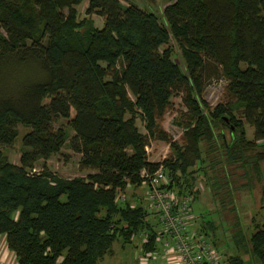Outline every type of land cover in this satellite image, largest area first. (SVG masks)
<instances>
[{
  "label": "trees",
  "instance_id": "1",
  "mask_svg": "<svg viewBox=\"0 0 264 264\" xmlns=\"http://www.w3.org/2000/svg\"><path fill=\"white\" fill-rule=\"evenodd\" d=\"M210 66L226 80L215 106L203 96ZM175 97L180 140L163 125ZM20 126L16 164L6 150ZM70 137L85 176L47 164ZM153 141L169 144L163 161L149 160ZM222 163L243 168L248 187L264 175V0H174L160 14L121 0H0V235L19 264H98L118 237L131 243L141 233V248L154 251L159 233L144 203L117 195L164 164L169 188L194 203L199 173L219 193L231 188ZM216 226L200 232L224 257ZM233 227L236 253L224 264H264V222L250 233Z\"/></svg>",
  "mask_w": 264,
  "mask_h": 264
},
{
  "label": "rangeland",
  "instance_id": "2",
  "mask_svg": "<svg viewBox=\"0 0 264 264\" xmlns=\"http://www.w3.org/2000/svg\"><path fill=\"white\" fill-rule=\"evenodd\" d=\"M123 5L136 4L142 10L146 12H152L160 14L163 12L165 6L174 0H121ZM88 7V1L83 2L77 8L80 13V17L85 16L86 9ZM93 18L97 26H102L104 19L99 15H93ZM177 48V47H176ZM178 61L182 62L179 49ZM214 68L210 66L211 76L206 79V87L204 90V99L210 103L211 106L217 105L223 99L224 88L226 86V80L216 74ZM208 72V71H207ZM184 108L180 97L173 99V107L168 111L165 116L163 125L165 129L172 135L174 139L180 140L183 130L174 125L173 120L178 115V112ZM61 124H66L65 120H62L57 124V127ZM138 126L142 131L144 129V122L138 121ZM21 134L18 142L15 146L9 150H6L8 158L18 164L20 162V156L22 152L21 140L23 134L26 132L24 127L20 126ZM71 137L74 132L68 127ZM248 137L253 138V128L247 125ZM228 134V131L226 132ZM63 147L62 152L53 156L48 160L47 164L50 169L56 172L58 175L65 178H74L79 176H85L86 171H82L79 168L80 154L75 153L70 147V139ZM171 153L169 144L164 141H153L150 145L149 160L151 161H163ZM216 154V153H215ZM214 154V155H215ZM217 159L223 160V155L217 153L215 155ZM208 158H210L208 156ZM208 161V159H207ZM43 167V161L37 163V170H41ZM224 167L225 171L220 169ZM219 175L230 174V187H225L222 192H217L213 187L211 180L204 177L203 174L197 176V185L200 188L199 197L194 201L192 209L196 218V228L203 229L206 226V222L212 221L216 226V234L218 235L217 242L220 245V249L224 250V260L236 253V249L231 241V236L234 231L233 225L240 221L241 225L246 229L247 233L254 231L256 225H261L264 222V201L262 199V188L264 186L263 178L253 177L252 185L247 186L248 175L245 170L237 165H227L226 163L220 164L218 168ZM208 174L212 176L214 173L212 169H208ZM221 177V176H219ZM222 181V180H221ZM225 181V180H224ZM125 193L131 199L135 195L141 193L140 188H126ZM231 193V194H230ZM141 197V194L138 196ZM217 211L220 213V219ZM223 223V226L220 224ZM228 225V226H226ZM229 227V228H227ZM208 234L211 236L213 232L208 229ZM141 254V248L139 247V239L134 240L131 243L124 242L121 237H118L112 245V252L107 254L103 260L98 264H138V257ZM243 264H257L253 260H249V256H244ZM228 262V261H227ZM0 264H18L16 255L10 251L7 247L5 235H0Z\"/></svg>",
  "mask_w": 264,
  "mask_h": 264
},
{
  "label": "built area",
  "instance_id": "3",
  "mask_svg": "<svg viewBox=\"0 0 264 264\" xmlns=\"http://www.w3.org/2000/svg\"><path fill=\"white\" fill-rule=\"evenodd\" d=\"M148 153L150 147H147ZM144 179L141 197L129 198L125 192L117 195L122 203L130 199L132 206L144 203L150 213L148 221H153L158 231L154 251L145 252L142 245L149 242L141 233L139 239L141 254L138 264H224L220 250L196 228V218L190 196H180L171 190V177L161 164L155 171L143 169ZM131 184L127 188H132Z\"/></svg>",
  "mask_w": 264,
  "mask_h": 264
},
{
  "label": "crops",
  "instance_id": "4",
  "mask_svg": "<svg viewBox=\"0 0 264 264\" xmlns=\"http://www.w3.org/2000/svg\"><path fill=\"white\" fill-rule=\"evenodd\" d=\"M19 264V263H18Z\"/></svg>",
  "mask_w": 264,
  "mask_h": 264
}]
</instances>
